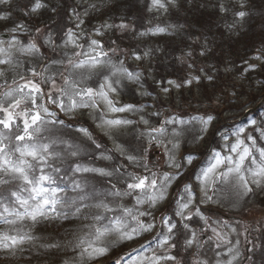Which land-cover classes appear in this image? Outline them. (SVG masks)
<instances>
[{"label": "rangeland", "instance_id": "obj_1", "mask_svg": "<svg viewBox=\"0 0 264 264\" xmlns=\"http://www.w3.org/2000/svg\"><path fill=\"white\" fill-rule=\"evenodd\" d=\"M61 1L43 0L47 7L27 16L23 13L31 7L33 0H11L10 5H0V10L11 13L10 20H0V33L7 35L0 37V40L5 41V46L13 35L27 43L37 36L35 29H41L37 40L41 46L40 54L28 57L14 53L10 65H0V70L4 72V75L0 76V93L27 80L35 79L40 82L39 76L33 77L32 69L42 73L44 77L55 76L57 87L61 86L63 76L69 73L67 60L77 59L73 54L81 51L94 55L90 52L89 42L91 39L101 40L103 51L107 53V60L117 67L123 62L125 68L134 74H139V80H129L126 76L116 77L115 79H119L120 83L114 85L117 91L110 93V98L117 106L131 104L135 110L116 114L106 112L110 118L119 116L133 123L121 126L114 130V135H109L106 134V129L97 126L99 121L92 118L89 114L90 109L77 112L74 117L59 113L66 125H82L88 128L96 138V142L101 145L100 149H96L91 142L84 140L73 129L71 135L76 142L80 143L84 140L81 144L83 158L79 162L87 166L105 168L108 171L122 168L140 174H148L143 167L147 164L148 170L158 176L164 172L175 174L177 170L171 166L167 155L171 150L175 155V161L184 165L179 170L181 175L168 189L166 200L158 209L152 210L156 218V228L153 232L117 244L108 256L90 264H105L106 261L121 257L124 259V264H133V257H138L134 264H143L139 257H151L153 254L174 255L180 264H196L198 261H206L207 264H217L219 261L220 264H226L237 252L239 255L236 256L233 264H264V188L250 184L253 191L243 195V190L237 188L235 182L210 179L207 194L212 196V200L205 201L201 181L197 179L202 170L209 166L214 152L229 155L228 146L235 142V136L231 133L238 127L245 128L241 138L249 134L253 135L257 139V147H264V139L260 138V130H264V96L260 95L261 91L257 89V86L264 82V60L254 58L257 55L264 56V48L252 53L246 61L232 70L224 62L221 66L215 67L209 55L208 37L197 36L195 26L186 27L183 22L184 17L191 18L196 10L201 14L214 15L220 11L221 4L232 6L229 10L235 13L242 11L241 4L243 6L246 4L244 0H177L176 6L169 4L167 11L155 8L149 10L151 0H67L68 7L57 10L55 4ZM221 13L223 12L220 11L219 15ZM81 20L84 21L83 24H80ZM16 23H23L28 31L12 33L10 29ZM121 23L128 27L124 30L119 27L109 29L103 27L105 24L119 26ZM156 27H163L167 31L152 35L149 29ZM69 29L79 37L77 43L82 45V48L73 47L71 44L65 46ZM96 29H100L103 35L97 36ZM140 33L148 34L140 35ZM49 35L52 44H44V38ZM145 53L148 55L145 56ZM133 54L139 55L141 59L137 60ZM84 58L79 57V59ZM52 61H62V63L53 64ZM250 64L256 67L248 69ZM195 76L200 77L199 82L193 80L191 85L184 84L185 80ZM229 77L234 81L230 82ZM169 80L176 81L182 87L169 85ZM101 82H103L102 77L95 82L88 81L82 86L98 88ZM244 84L252 85V88L246 87L247 91L250 90L245 92L242 87ZM163 88H169L170 92L165 94ZM45 91H48L47 87ZM253 91L258 94L256 101L251 109H245L240 104L248 99L247 94ZM53 111L58 110L53 107ZM205 114L217 117L213 124L215 134L206 135L195 145L187 132L177 138L172 135L174 128L179 130L188 126L164 124V121L170 118L188 119L191 116ZM145 120L147 124L144 123ZM251 121H255V124ZM161 127L166 128L165 133L153 134L156 139L151 140L150 129ZM224 135H228V140L223 139ZM173 143H178L179 147L173 148ZM189 152H194L197 157L191 165L183 160ZM102 155H110L112 159L104 160L100 158ZM129 155L137 157L139 167L127 160ZM68 166L69 161L66 160L63 167L67 169ZM88 179L98 190L110 186L107 178L89 174ZM112 183L116 184L117 188L121 187L115 178ZM185 185H190L194 193L190 210L194 212L198 207L202 215L207 218V223L199 216L183 221L189 224V229L185 230L181 225L173 237L177 247L165 251L153 242V238L161 232L159 218L163 214L171 216L174 221H180L181 218L175 216V211L177 201L186 196ZM124 204V199H117L111 206H124ZM133 205L134 201L127 203L128 207ZM139 207L143 210V206ZM80 224L81 219L71 215L63 222L40 223L33 230V234L38 238L36 245H26L23 256L17 253L12 257L0 251V264H28L29 257L30 264H63L64 260L74 258L71 248L66 251L45 250L38 248V245L41 243L64 245ZM163 231L166 232V229ZM192 232L196 233L197 241L191 247H187L185 240L191 238ZM60 234L61 237L58 236ZM142 247L148 250L141 252ZM229 249H232L231 254ZM217 253L220 255L218 256ZM161 264H175V262L161 261Z\"/></svg>", "mask_w": 264, "mask_h": 264}, {"label": "snow or ice", "instance_id": "obj_2", "mask_svg": "<svg viewBox=\"0 0 264 264\" xmlns=\"http://www.w3.org/2000/svg\"><path fill=\"white\" fill-rule=\"evenodd\" d=\"M176 3L177 0H167V3L165 0H151L149 10L155 8L167 11L169 4L176 6ZM10 4L11 0H0V5ZM45 7L47 5L43 3V0H33L31 7L23 14L27 16L29 13H37ZM220 11L226 12L228 9L221 4ZM235 15L243 19L247 13L237 11ZM77 18L79 19L78 15ZM10 19V12L0 10V20ZM83 23L84 21L81 20L80 24ZM79 26L78 24L77 27ZM103 27L105 29L119 27L124 30L128 26L121 23L119 26L105 24ZM10 31L17 33L28 31V29L23 23H16ZM166 31L163 27L149 29L152 35L163 34ZM35 32L37 36L27 43L22 42L15 35L7 41L6 46L5 41L0 40V57H3L0 58V65H10L14 59V53L28 57L40 54L41 46L37 40L41 29L36 28ZM95 32L97 36L103 35L100 29H96ZM146 34L148 33H140V35ZM78 39L79 37L69 29L65 46L71 44L73 47L82 48L83 46L77 43ZM44 44H52L50 35L44 38ZM89 49L94 55L81 51L73 54L77 59L67 60L69 73L63 76V83L59 87H57L55 76L44 77L42 73L32 69L33 77L39 76L40 82L35 79L27 80L0 93V226H2L0 227V251L12 257H15L17 253L23 256L26 245H36L38 238L33 234V230L38 224L68 220L71 215L81 219L80 227L71 238L64 245L41 243L38 248L58 251L71 248L74 258L64 260L63 264H90V262L101 260L108 256L117 244L132 241L145 233L153 232L156 228V218L152 210L158 209L159 205L166 200L172 182L181 175L179 170L184 165L175 161V155L171 150L167 155L171 166L177 170L175 174L164 172L158 176L148 170L147 164L143 167L148 174H140L122 168L108 171L105 168L87 166L79 162L83 158L81 144L84 140L91 142L96 149H100L101 145L96 142V138L88 128L82 125H66L59 113L74 117L77 112L90 109L89 114L94 120L99 121L97 126L106 129V134L114 135V130L129 125L133 121L119 116L110 118L106 112L116 114L135 110L131 104L117 106L116 102L110 98V93L117 91L114 85L120 83V80L115 78L126 76L129 80H139V74L129 71L123 66V62L117 67L106 59L107 53L103 51L101 40L91 39ZM147 55L148 53H145V56ZM81 56L85 58L79 59ZM135 58L141 59L139 55H135ZM254 58L264 60V56L261 55ZM51 63H62V61ZM255 67L256 65L253 64L248 65V69ZM3 75L4 72L0 70V76ZM94 77L95 80L103 78L98 88L82 86L88 81L95 82ZM21 79L23 80V77ZM193 80L199 82L200 77L187 79L184 84L191 85ZM168 84L176 88L182 87L174 80H169ZM45 87L48 91H45ZM162 90L165 94L170 92L169 88ZM144 94L150 95V93ZM50 105L58 111H53ZM216 119L214 115L205 114L191 116L188 119L170 118L164 121V124L188 126L179 130L174 128L172 135L177 138L187 132L195 145L206 135L215 134L213 124ZM144 123L148 122L145 120ZM251 123L255 124V121ZM73 129L84 138L80 143L72 137ZM165 131V127L150 129L151 140L156 139L153 134L163 135ZM215 131L218 132L219 129ZM243 133H245L243 126L236 128L231 133L235 136V142L228 146L229 155L214 152L209 166L204 168L201 175L197 177L201 181L205 201L212 200V196L207 194L210 179L235 182V186L243 190V195L253 191L250 184L264 188V147H257V139L253 135L249 134L241 138ZM260 138L264 139V130H260ZM223 139L228 140V135H224ZM172 147H179V144L173 143ZM100 158L112 159L110 155H102ZM196 158L194 152H189L183 160L191 165ZM66 160L69 161L67 169L63 167ZM127 160L137 167L140 166L135 156L129 155ZM89 174L107 178L110 186L107 189L98 190L96 185L88 179ZM114 178L121 184L120 188L112 183ZM184 192L186 196L177 201L175 211V216L180 217V221H174L171 216L163 214L159 218L161 232L153 238V242L165 251L177 247L173 237L181 225L183 229H189V224L183 221L199 216L207 223V218L202 215L198 207L194 212L190 210L194 195L191 186L185 185ZM117 199H124V206L112 207L111 205L115 204ZM132 201H134L133 207H128L127 203ZM139 206H143V210H140ZM186 212L187 215H185ZM164 229L166 232L163 231ZM213 231L215 232V229ZM112 237L115 239H110ZM196 241V233L192 232L191 238L185 240V245L191 247ZM147 250L146 247L141 248V252ZM231 252L232 249H229V254ZM217 255L219 256L220 253ZM238 255L237 252L226 264H233ZM137 258L133 257V264ZM139 258L143 264H161V261H174L175 264H180L176 256L170 254H153L151 257L140 256ZM30 261L29 257L28 264ZM105 264H124V259L121 257L106 261ZM196 264H207V262L198 261ZM217 264L220 262L218 261Z\"/></svg>", "mask_w": 264, "mask_h": 264}, {"label": "trees", "instance_id": "obj_3", "mask_svg": "<svg viewBox=\"0 0 264 264\" xmlns=\"http://www.w3.org/2000/svg\"><path fill=\"white\" fill-rule=\"evenodd\" d=\"M244 2L246 4L242 7V11H245L247 15L243 19L236 18L235 12L229 10L232 6H226L228 11L221 13L223 15H219L220 11H217L214 15H206L196 10L191 18L189 16L183 18L186 27L195 26L197 36L204 37L206 35L208 37L210 43L209 55L215 67L221 66L224 62L232 70L246 61L252 53L264 48V0H244ZM55 6L58 8L57 10H63L64 7H68L67 0H62L56 3ZM229 81L234 80L229 77ZM214 84L217 85V83ZM242 87L246 92L245 88H252V85L244 84ZM257 87L261 91L260 95L264 96V82ZM247 96L248 99L244 100L240 104L241 106H252L258 94L256 95L253 91ZM229 103L231 104V101ZM63 221L57 220L54 222ZM58 236L61 237L62 235Z\"/></svg>", "mask_w": 264, "mask_h": 264}, {"label": "water", "instance_id": "obj_4", "mask_svg": "<svg viewBox=\"0 0 264 264\" xmlns=\"http://www.w3.org/2000/svg\"><path fill=\"white\" fill-rule=\"evenodd\" d=\"M0 35H6V34H0Z\"/></svg>", "mask_w": 264, "mask_h": 264}]
</instances>
